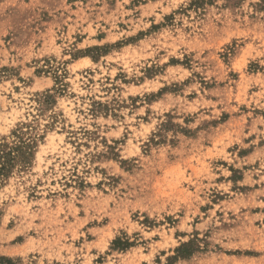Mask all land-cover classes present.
I'll use <instances>...</instances> for the list:
<instances>
[{
    "label": "rangeland",
    "instance_id": "374dc122",
    "mask_svg": "<svg viewBox=\"0 0 264 264\" xmlns=\"http://www.w3.org/2000/svg\"><path fill=\"white\" fill-rule=\"evenodd\" d=\"M0 264H264V0H0Z\"/></svg>",
    "mask_w": 264,
    "mask_h": 264
},
{
    "label": "trees",
    "instance_id": "16d2710c",
    "mask_svg": "<svg viewBox=\"0 0 264 264\" xmlns=\"http://www.w3.org/2000/svg\"><path fill=\"white\" fill-rule=\"evenodd\" d=\"M21 143V142H20ZM3 145H0V148ZM28 145L21 143L14 147H7L8 150H1L0 152V177L4 175L9 169L15 166L17 162L28 163L31 153L28 152Z\"/></svg>",
    "mask_w": 264,
    "mask_h": 264
}]
</instances>
